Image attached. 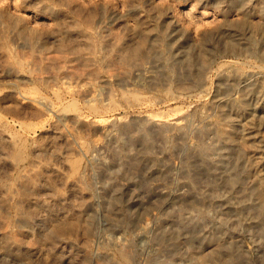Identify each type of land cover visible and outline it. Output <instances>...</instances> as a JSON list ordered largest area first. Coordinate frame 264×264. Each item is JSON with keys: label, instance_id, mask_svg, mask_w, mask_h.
Instances as JSON below:
<instances>
[{"label": "rangeland", "instance_id": "rangeland-1", "mask_svg": "<svg viewBox=\"0 0 264 264\" xmlns=\"http://www.w3.org/2000/svg\"><path fill=\"white\" fill-rule=\"evenodd\" d=\"M0 264H264V0H0Z\"/></svg>", "mask_w": 264, "mask_h": 264}, {"label": "bare ground", "instance_id": "bare-ground-1", "mask_svg": "<svg viewBox=\"0 0 264 264\" xmlns=\"http://www.w3.org/2000/svg\"><path fill=\"white\" fill-rule=\"evenodd\" d=\"M142 68H139L138 70H137V72H142ZM245 85H246V80H243L242 82H241V87L242 88H244L245 87ZM247 94V93H246ZM29 100V99H28ZM29 101H31V100H29ZM225 114V113H224ZM67 117H68V115H66V114H64V115H62V118H64V119H67ZM223 120V119H222ZM74 121H75V123L76 124H84L85 123V120L80 116V115H75L74 116ZM224 121V120H223ZM228 121H230L229 120V118H228V115H225V121H224V123L225 122H227V123H229ZM92 125L95 127V128H98V129H107V127H108V125H106V124H101L100 122H92ZM226 126V125H225ZM228 126V125H227ZM225 127V129H227L228 127ZM232 129H230L229 128V130H227V132L225 133V132H223V135H224V137L225 138H227V139H229V140H234L233 139V136H234V133H232V131H231ZM8 139V138H7ZM9 142H10V144H11V146H15V144L12 142V140H10L9 139ZM75 142L76 143H81L80 141H78V140H75ZM232 142V141H231ZM80 145V144H79ZM58 157L60 158V159H63L64 160V157H65V154H63V153H61V154H59L58 155ZM65 161H66V158H65ZM67 163V162H66ZM66 163H64V165H62L63 167H61L62 168V170H65L66 168H67V165H66ZM16 163H14V165H15ZM51 165V164H50ZM46 168V167H45ZM61 168H59V167H57L56 165H51V166H48L47 167V169H45V170H47V171H51V172H57V171H60L61 170ZM43 169H44V167H43ZM34 169H32L31 168V171H28L27 173H24V174H19V176H18V178H17V181H18V183H17V187H12V190L13 191H17V189L19 188V190H24V194H25V191H28L27 190V185L29 184L28 183V181H31L32 179H33V175L35 174L34 173V171H33ZM42 170V169H41ZM43 171V170H42ZM47 171H45V172H47ZM34 173V174H33ZM31 182H33V181H31ZM30 182V184H29V188H30V186L33 184V183H31ZM28 188V189H29ZM18 190V191H19ZM32 190H33V188H32ZM27 193V192H26ZM31 199V198H30ZM30 199H29V201H30ZM32 200V199H31Z\"/></svg>", "mask_w": 264, "mask_h": 264}]
</instances>
